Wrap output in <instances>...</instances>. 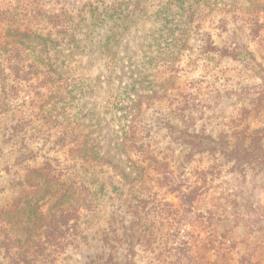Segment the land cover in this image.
Masks as SVG:
<instances>
[{
    "label": "rangeland",
    "instance_id": "obj_1",
    "mask_svg": "<svg viewBox=\"0 0 264 264\" xmlns=\"http://www.w3.org/2000/svg\"><path fill=\"white\" fill-rule=\"evenodd\" d=\"M26 1L0 0V9H12ZM87 1L90 0H41L47 9L58 15L56 19L60 20L61 28L57 30L65 31L70 18L69 33L83 38V46L72 48L66 37L53 30L58 46L46 48L37 43L39 40L31 39L37 44L30 47L34 56L27 53L22 76L8 71L5 80L0 78V107L4 98L11 108L4 111L0 127V264L123 263L121 248L109 247L101 240L104 234L94 236V231L88 229L83 230V235H88L84 240L76 235L68 246L62 248L52 244L54 248H51L45 242L44 232L50 219H44L41 212L51 208L56 211L59 207H50L51 203L41 200L37 204L41 205L39 208L29 205L28 167L37 170L51 160L58 168H63L68 167L74 157H79L54 146L68 123L72 127L79 124L85 130L93 154L107 161L100 162L105 170L102 176H113L118 185L123 182L119 186L125 192L130 190V196L121 203L112 201L104 207L106 213L97 220V228L101 232L108 227L112 211L116 212L120 231L133 226L134 264H177L173 252L160 254L159 250L162 237L172 227L170 224H175L172 219L164 221L159 229L145 231L144 235L152 232L153 236L149 242H141L142 230L135 211H138L137 200L143 196L149 199L148 207L155 198L173 204L167 207L169 215L181 218L201 264H246L249 257L251 264H264V170L260 166L236 164L216 153L189 158L186 155L189 150L172 142L164 128L166 121L182 125L179 102L188 100L193 110L187 129L213 137L223 135L246 144L257 141L264 154V102L248 91L262 79L231 59H220L215 54L206 57L203 49L202 53L199 51L198 37L197 43L191 42L192 48L177 51V43H170L166 26L157 17L158 11L170 5L175 8L173 2L176 0H143L148 9L146 16L136 19L124 31L117 29L120 42L114 48L117 52L116 72L112 75L114 88L125 92L118 95L119 100L129 97L130 102L138 104L135 113L138 137L153 145V155L158 159L167 156L168 169L175 172L177 184H180L176 192L158 181L150 162L140 165L124 149V130L128 123L124 111L103 113L102 106L107 97L110 98L111 88L106 84L110 58L102 53L100 30L94 33L95 27L88 22L91 16L81 10ZM113 1L117 0H105L103 7ZM211 1L218 4V8L212 13L211 10L203 12L200 31H210L219 45L233 42L247 47L264 66V42L254 41L249 36L247 1L241 0L243 4L238 6L228 4L229 0ZM225 5L230 6V12ZM80 11V17L86 22L79 21ZM24 13L18 7L7 17L22 19ZM221 15L230 18L238 15V19H231L227 31L219 37L220 31L211 28L210 19H218ZM34 23L29 26L32 28ZM3 25L0 23V35L5 30ZM50 26L39 24L37 32ZM177 65L182 69L172 71L171 67ZM59 74H64L68 80L62 83ZM167 78H171L169 83ZM140 96L144 97L138 101ZM61 106L67 113L63 122L60 121L65 111ZM17 125L23 130L15 137L13 128ZM22 153L34 156L19 164L16 158ZM181 193L193 199H181ZM77 208L71 207L70 212L78 213ZM88 218H81L83 229L90 221ZM18 237L24 242L20 243ZM46 247V252L41 254Z\"/></svg>",
    "mask_w": 264,
    "mask_h": 264
},
{
    "label": "trees",
    "instance_id": "obj_2",
    "mask_svg": "<svg viewBox=\"0 0 264 264\" xmlns=\"http://www.w3.org/2000/svg\"><path fill=\"white\" fill-rule=\"evenodd\" d=\"M230 1L231 3H229ZM246 1L247 12L250 14L249 19L246 20L249 36L252 40L263 43L264 0ZM142 2L143 0H136L135 2L133 0H117L116 2L113 1V4H108L107 7H103L105 0H90L82 4L81 10H86V13L91 16V20L88 22H90L89 26L95 27L94 33L96 29L100 30L98 34L102 37L100 38V43L103 48L102 53L109 55L110 58V73L106 81V84H109L111 88L109 90L110 98L107 97V101L102 106L103 113L114 114L116 111H124L128 121L125 125L126 129L124 130V149L132 154L138 164L143 165L144 163L150 162L149 164L154 167L153 171H156L155 174L158 177V181L177 192L180 190V184H177L175 172L168 169L167 156L163 155L158 159V157L153 155V145L149 142H144L143 137H138L137 130L139 126L138 121H136L137 115L135 114L138 109V104L130 102L129 97H123L125 100H119L118 95H123L125 92L118 91L117 88H114V81L112 79V75L116 72L117 67L115 63L117 52L114 48L115 44L120 42V39L116 35L118 32L117 29L122 28V31H124L136 19L139 20L143 16H146L148 9ZM229 2L228 4H232V6L243 4L241 0H229ZM173 3L175 4V8H171L170 5L164 10L158 11L157 17L160 21L162 20L164 22L165 29L168 31L167 39L170 40V43H177V51H184L187 47L192 48L191 42L194 41L193 43H197L196 38L198 37L197 40L201 43L199 51L202 53L201 49H203V54L206 57L215 54L220 59H231L233 62L243 65L255 77L262 79L260 84L249 87L248 91L256 95V97H259L261 99L260 102H264V66L258 61L254 53L247 47L233 42L219 45L215 42L210 31H200V21L204 17L203 12L211 10L212 13L213 10L218 8V4L212 3L211 0H176ZM227 6L229 5H225V7ZM18 7L25 11L24 17L22 19L8 18L7 14ZM227 11H231L230 6ZM80 14L81 11L78 16L79 21L86 22L84 18L80 17ZM57 17L58 15L53 10L47 9L41 3V0H27L26 3L22 5L17 4L12 9H0V23H4L3 28L5 29L4 33L0 35V78L5 80L6 78L4 76L9 72L15 74L17 77L22 76L21 74L26 64L24 62L28 61L27 53L29 56H34L30 48L32 44L40 43L46 48H52L55 45L58 46L52 33L53 30L61 28L58 23L60 20L56 19ZM231 19H238V15H233L231 18L221 15L218 19L217 17H211L210 26L212 29H218L220 31V35L218 36L221 37L227 31ZM24 21H27L28 24ZM67 21L69 25H66L65 31L57 30V33H61L63 38L66 37L68 39V45H72V48H80V46H83L82 44L85 40L76 37L74 34H70V18ZM31 22H35L32 28L29 26ZM43 23L52 26L45 27L47 31L43 29L37 32L38 25ZM87 37L89 38L90 34ZM31 39L39 41L33 43ZM178 60L179 55H177V63H179ZM180 69L182 67H178V65L177 67H171L172 71L176 70L178 72ZM58 79L62 83L68 80L64 74H59ZM170 79L167 78L166 82L169 83ZM143 97L140 96L138 101H141ZM72 98L75 99L74 97ZM2 101L3 105L0 107V127L3 123L4 111L11 110L10 104L6 99L3 98ZM187 101L179 102V117L182 118V125L166 121L164 128L167 137L172 142L178 143L180 146L189 150L186 153L189 158L197 155L216 153L228 157L236 164L260 166L264 170V154L261 152V145H258L257 141H251L249 144H246L244 141H234L223 135L213 137L187 129V126L192 120L191 114L193 110ZM60 109L65 111L63 106ZM66 114L65 111L60 122L66 119ZM68 122H70V119ZM70 124L68 123L56 138L54 146H60L59 150L69 151L70 155L75 154L79 157H74V161L68 167L65 166L63 168H58L51 160L47 161L43 167L37 170L28 167L29 172L27 174H30L28 186L31 188L29 189V205H34L39 208L41 205L39 204L37 206V204L41 200L44 203H51L50 207H59L56 211L51 208L47 212H41L42 216H45L44 219H50L49 224L44 229L47 240L45 242L49 243L47 244L49 246L53 244L64 248L74 242L76 235L80 236L79 240H84L85 237H88V235H83V230L88 229L91 232L94 231V236L99 233L101 235L104 234L101 240L105 241L109 247L121 248L122 254L124 253L122 264H134L133 226L129 230L125 229L120 231L119 227H117L116 212L112 211L109 214L108 227L101 232L97 228L99 224L97 220L106 213L104 207H107L112 201L121 203L130 196V190L125 192L119 186H122L123 182H120L118 185L113 176H102L105 170L101 167L100 162L107 163V161L99 159L93 154L85 130L79 124H75L76 127H72ZM13 129V136L15 137H18L23 130L20 125H17ZM33 156L31 153L27 155L22 153L16 160L17 163L21 164L26 160L32 159ZM108 164L112 163L109 162ZM139 168L144 169L143 167ZM146 169L147 167H145ZM32 176L34 178H31ZM191 195H194V192ZM191 195L181 193L179 196L181 199L191 200L193 199ZM137 204L138 207L136 209L138 211H135V214L137 219L140 220L139 225L142 230L141 242H144V240L149 242L150 237L153 236L152 232L144 235L143 233L145 231H150L156 227L159 229V226L164 221L167 222L172 219L173 222L175 221V224H170L172 227L162 237V245L159 247L160 254H164V251L173 252L176 257L174 261L177 264H201L198 261L197 255L194 253L192 247L193 240L190 239V233L183 227L181 218L177 217V219H174L169 215L170 212L167 207L173 206V204L163 200L159 201L155 198L148 207L149 199L146 196H143V198L140 197L137 200ZM143 204L145 206H142ZM71 207H78V213L76 212L73 215L70 212ZM155 207H162L163 210ZM82 212L87 214L81 216ZM82 217H90V219L88 218L90 221H87L88 225L86 224L84 229L80 223ZM38 222V219H36L37 224ZM7 236L10 237L9 232ZM17 239L20 243L24 242L22 238L21 240L19 237ZM231 243L236 245L235 241H231ZM47 248H44L41 254ZM51 248H54V246H51ZM250 262L252 263V259L250 260L249 257L246 264H251Z\"/></svg>",
    "mask_w": 264,
    "mask_h": 264
}]
</instances>
